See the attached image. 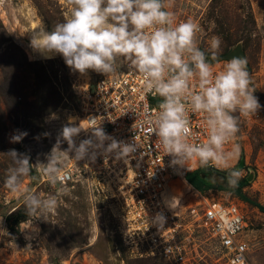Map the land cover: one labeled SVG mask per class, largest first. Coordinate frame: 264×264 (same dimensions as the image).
I'll return each mask as SVG.
<instances>
[{
	"label": "rangeland",
	"instance_id": "rangeland-1",
	"mask_svg": "<svg viewBox=\"0 0 264 264\" xmlns=\"http://www.w3.org/2000/svg\"><path fill=\"white\" fill-rule=\"evenodd\" d=\"M165 2L177 23L192 20L202 26L203 34L197 38L200 48L210 53L212 37L222 39L220 56L225 57L221 61H227L226 55L237 45L243 49L254 94L264 105V64H261L264 36L257 27L253 7V4L256 10L262 7L257 14L262 13L263 20L264 0ZM70 12L68 0H0V264H160V260L134 256L124 245L119 230L121 222L114 216L116 199L101 190H105L106 184L103 181L104 186H100L99 176L94 182L81 179L67 185H52L37 165L47 163V155L70 118L80 123L77 122L79 87L102 75L91 70L81 75L72 71L61 55L43 59L29 47L31 31L41 25L47 31L52 30ZM217 67L222 69L223 63H217ZM259 70V77L255 78ZM239 120L240 132L232 144H240L241 154L231 166L235 168L243 161L241 194L249 201L235 196L224 183L213 184V189L201 194L210 201L231 202L242 209L248 224L245 234L249 264H264V214L253 205L264 206V107ZM30 121L39 130L37 135L19 143L10 142L17 130L29 131ZM61 148L66 150L67 143L63 142ZM11 149L30 156L33 167L30 176L24 179V186L37 194L57 195L56 212L43 219L29 216L22 197L5 186L12 162L4 153ZM73 162L65 160L64 167L74 169ZM170 195L172 205L181 213L198 203L196 191L186 182L177 183ZM193 250L192 264H226L203 229L194 233Z\"/></svg>",
	"mask_w": 264,
	"mask_h": 264
},
{
	"label": "clouds",
	"instance_id": "clouds-1",
	"mask_svg": "<svg viewBox=\"0 0 264 264\" xmlns=\"http://www.w3.org/2000/svg\"><path fill=\"white\" fill-rule=\"evenodd\" d=\"M68 3L71 12L67 19L58 22L51 31L43 25L31 31L29 47L41 55H61L66 65L81 75L91 70L115 76L118 66L126 64L142 76L145 92L162 97L154 114L142 123L150 126L159 145L172 157L171 166L189 170L190 162L196 160L202 168L215 165L228 169L226 176H210V183L238 187L243 169L231 166L241 154L240 144H232L240 132L236 113L250 117L264 107L254 94L247 59L238 55L221 61L219 36L212 37L210 53L200 48L199 24L192 20L177 23L165 0H68ZM217 63H223L219 71L214 70ZM192 114L204 118L206 142L195 139ZM91 123L88 129L91 135L77 144L76 138L84 130L75 118H70L47 155V163L37 164L50 184L70 178L64 167L67 159L94 162L98 155H103L129 161L140 149L134 141L117 140L107 134L96 118H91ZM27 135L26 131L17 130L10 142L19 143ZM63 142L68 145L66 150L61 148ZM4 154L12 162L5 186L22 197L27 214L43 219L56 212L57 195L37 194L24 186V179L32 172L30 156L16 149ZM170 202L165 201L167 206ZM150 223L164 227L166 216L157 213ZM233 264H243L242 258L236 257Z\"/></svg>",
	"mask_w": 264,
	"mask_h": 264
},
{
	"label": "built area",
	"instance_id": "built-area-1",
	"mask_svg": "<svg viewBox=\"0 0 264 264\" xmlns=\"http://www.w3.org/2000/svg\"><path fill=\"white\" fill-rule=\"evenodd\" d=\"M199 26L198 37L203 34V28ZM118 67L117 75L102 74L96 81L79 87L77 122L80 121L84 131L76 138V143L91 135L88 131L92 127L91 118H96L107 134L117 140L134 141L140 149L129 161H117L103 155H98L94 162L73 160L75 168H65L70 178L58 185L80 182L81 179L94 182L99 176L100 186L106 184L105 190H101L116 199L118 207L114 216L121 222L120 236L134 256L160 260L164 264H192L194 233L203 229L222 253L226 264H233L238 256L243 264H249L250 251L245 234L248 224L237 205L210 201L197 191L198 203L186 208L184 213L177 211L172 202L166 205L171 189L179 182H186L187 174L199 164L196 160L191 161L189 170L171 166L172 157L159 145L150 126L142 123L154 114L162 97L145 92L142 76L126 64ZM214 70L221 69L215 64ZM236 115L242 117L239 113ZM203 119L199 114H192V131L201 143L207 140ZM42 180L45 179L42 177ZM157 213L166 216L164 227L150 223Z\"/></svg>",
	"mask_w": 264,
	"mask_h": 264
},
{
	"label": "trees",
	"instance_id": "trees-1",
	"mask_svg": "<svg viewBox=\"0 0 264 264\" xmlns=\"http://www.w3.org/2000/svg\"><path fill=\"white\" fill-rule=\"evenodd\" d=\"M253 24H255V21H252ZM48 31H51V28H48ZM225 57V55H221L220 58L221 60H223ZM248 70L250 71L249 67H248ZM48 83H50L48 81ZM18 100L21 99V96H17L16 97ZM15 100V103L19 104V101ZM31 121L29 122V130L27 133L28 135L24 138V139H29V138H34V136L37 135V132H39L38 129H36L34 126L31 125ZM25 131V130H24ZM227 174V171L225 170H219V169H216L214 167H211L209 166L208 168H202V167H198L197 169H195L194 171L190 172L187 174L186 176V182L187 184L194 190V191H197L199 193H203L205 191H208V190H211L214 188V185L213 183H210L209 181V177L210 176H217V177H223V176H226ZM230 188V187H229ZM241 188H242V183L239 182V186L236 187V188H230V191L235 195V196H241L242 199L244 201H249V199H247L246 197H244L242 194H241ZM253 205L261 212L264 214V206L260 205L259 203H253ZM151 259V258H149ZM151 260H154V261H157L156 259H151ZM160 264H162V262H158Z\"/></svg>",
	"mask_w": 264,
	"mask_h": 264
},
{
	"label": "crops",
	"instance_id": "crops-1",
	"mask_svg": "<svg viewBox=\"0 0 264 264\" xmlns=\"http://www.w3.org/2000/svg\"><path fill=\"white\" fill-rule=\"evenodd\" d=\"M253 7H254L255 16H256V24H257V27L261 30V33H262L263 36H264V26H263V25H264V19L262 20V17H261V14H262V13H261L260 15L257 14V12H258V13L261 12L262 7L257 8V10H256V5L253 4ZM263 10H264V8H263ZM262 12H263V11H262ZM263 15H264V12H263ZM261 57H262V63H261V64H264V37H263V39L261 40ZM260 71H261V70H259V71L255 74V78H258V77H259ZM261 86H262V83L260 84V87H261ZM262 89L264 90V85H263Z\"/></svg>",
	"mask_w": 264,
	"mask_h": 264
},
{
	"label": "water",
	"instance_id": "water-1",
	"mask_svg": "<svg viewBox=\"0 0 264 264\" xmlns=\"http://www.w3.org/2000/svg\"><path fill=\"white\" fill-rule=\"evenodd\" d=\"M238 55H241V56L243 55L245 57L244 52H243V49L239 45H237L234 49H232L226 55V59L229 60V59L232 58V56H238ZM237 167L238 168H242L243 167V161H241Z\"/></svg>",
	"mask_w": 264,
	"mask_h": 264
},
{
	"label": "bare ground",
	"instance_id": "bare-ground-1",
	"mask_svg": "<svg viewBox=\"0 0 264 264\" xmlns=\"http://www.w3.org/2000/svg\"><path fill=\"white\" fill-rule=\"evenodd\" d=\"M37 54L40 55L43 59H50V58H52V55H53V54H48V56H45V55H41L39 53H37Z\"/></svg>",
	"mask_w": 264,
	"mask_h": 264
}]
</instances>
